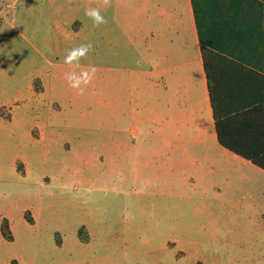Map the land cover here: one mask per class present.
Wrapping results in <instances>:
<instances>
[{
  "label": "rangeland",
  "instance_id": "rangeland-1",
  "mask_svg": "<svg viewBox=\"0 0 264 264\" xmlns=\"http://www.w3.org/2000/svg\"><path fill=\"white\" fill-rule=\"evenodd\" d=\"M14 1L0 0V63L5 70L0 81V102L5 103L0 107V264L259 261L244 251L235 207L208 205L196 210L194 200L205 201L207 195L188 184L178 193L157 188L153 167L145 173L149 185L131 189L126 179L130 158L124 147H117L115 156V148L109 145L107 80L99 94L90 84L84 98L50 99L52 115L43 119L51 126L46 138L36 135L40 129L30 125L38 112L28 105L36 98L28 96L24 85L32 72L31 61L41 53L24 34L55 59L56 52L41 44H49V36L56 34L61 18L64 21L68 15L72 47L77 33L86 31L76 15L92 27L93 0H20L7 5ZM28 4L34 9L26 11ZM89 51L83 44L74 50L77 58L57 60L82 63ZM74 69L91 71V67L69 68L70 82H75ZM22 86L15 104L23 106L17 108L13 97ZM34 87L43 88L39 77ZM46 100L37 98L45 105ZM152 149L146 150L150 154ZM2 227L12 233V239ZM80 229L88 240L82 239Z\"/></svg>",
  "mask_w": 264,
  "mask_h": 264
},
{
  "label": "crops",
  "instance_id": "crops-1",
  "mask_svg": "<svg viewBox=\"0 0 264 264\" xmlns=\"http://www.w3.org/2000/svg\"><path fill=\"white\" fill-rule=\"evenodd\" d=\"M33 9L25 6L26 11ZM92 11L91 28L76 15L84 22L86 34L79 31L72 47L68 15L64 21L61 18L56 34L49 36V44H41L65 58H77L74 50L86 44L91 51L82 56V63L50 58L24 34L41 53L31 61L32 72L24 85L28 96L36 98L28 104L38 112L30 125L40 129L36 135L46 138L51 126L43 119L52 115L50 99L84 98L90 84L99 94L107 80L109 145L115 148V156L117 147L125 148L131 163L126 173L131 189L148 186L145 173L153 167L152 182L161 190L178 193L188 184L204 192L205 201L193 202L196 210L208 205L235 207L244 251L259 260L244 264L264 263V167L219 139L192 0H93ZM259 66L264 71V59L257 61ZM72 67H91V71L74 69L75 82H70ZM4 76L0 63V81ZM37 77L43 82L41 90L34 87ZM22 93L23 86L13 97L17 108L23 106L15 104ZM253 93L261 101L247 116L259 122V130L231 126L238 130L225 129V133L264 160V85H255ZM39 96L47 98L46 105L37 101ZM4 105L0 102V107ZM233 116L239 122L241 116ZM150 146L154 151L149 154ZM212 193L219 196H209Z\"/></svg>",
  "mask_w": 264,
  "mask_h": 264
},
{
  "label": "trees",
  "instance_id": "trees-1",
  "mask_svg": "<svg viewBox=\"0 0 264 264\" xmlns=\"http://www.w3.org/2000/svg\"><path fill=\"white\" fill-rule=\"evenodd\" d=\"M192 2L219 139L229 149L264 167V160L225 133L231 126L259 130V122L247 115L261 101L253 87L264 85V71L257 67V61L264 59V0ZM234 114L241 116L239 122L234 120ZM2 231L12 239L11 232L4 227ZM80 234L88 240L82 229Z\"/></svg>",
  "mask_w": 264,
  "mask_h": 264
}]
</instances>
